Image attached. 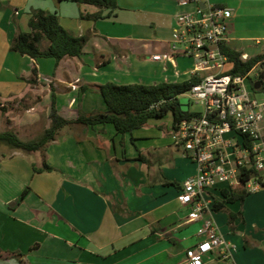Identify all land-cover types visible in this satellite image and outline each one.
I'll return each instance as SVG.
<instances>
[{
  "label": "crops",
  "instance_id": "0c3cea01",
  "mask_svg": "<svg viewBox=\"0 0 264 264\" xmlns=\"http://www.w3.org/2000/svg\"><path fill=\"white\" fill-rule=\"evenodd\" d=\"M208 2L233 10L227 45L249 59L239 45L264 40V0ZM117 6L103 9V18L93 21L81 19L82 13L100 11L91 5L0 0V107L7 106L6 112L0 110V133L11 131L32 141L30 128L42 107L48 128L52 89L59 112L75 120L80 112L106 110L99 91L105 83L188 79L192 59L152 60L172 54L176 15L183 11L177 0H117ZM33 10L56 13L75 36L88 34L84 54L57 65L52 58L35 61L11 52L14 37L29 31ZM35 66L38 83L31 84ZM151 121L160 122L159 129ZM151 121L133 133L135 144L112 125L76 123L62 129L43 156L10 147L3 151L8 146L0 145V264H187V251L201 241L203 223L188 222L190 209L178 198L196 165L162 119ZM140 130L144 136L137 137ZM44 160L55 171L35 173L33 166L41 168ZM224 204L221 224L216 218L221 211L214 221L237 246L234 264H264V190L244 203ZM230 213L237 215L232 221ZM205 264L228 262L215 253Z\"/></svg>",
  "mask_w": 264,
  "mask_h": 264
},
{
  "label": "built area",
  "instance_id": "2783aa9c",
  "mask_svg": "<svg viewBox=\"0 0 264 264\" xmlns=\"http://www.w3.org/2000/svg\"><path fill=\"white\" fill-rule=\"evenodd\" d=\"M177 4L183 11L176 15L172 54L154 55L152 60L192 59L187 80L197 78L199 82L182 96L204 107L203 113L173 127L175 144L196 165V173L183 183L178 201L190 209L188 222L203 223L198 236L205 237L187 251V264H205L215 253L234 264L237 246L222 236L214 221V206L221 202L220 197L225 200L222 189L248 194L264 190V102L254 98L247 84L250 73L261 66L255 83H261L259 90L264 88V61L246 75L230 74L233 65L222 47L228 44L233 10L208 0H177ZM247 60L242 55V61Z\"/></svg>",
  "mask_w": 264,
  "mask_h": 264
},
{
  "label": "trees",
  "instance_id": "16d2710c",
  "mask_svg": "<svg viewBox=\"0 0 264 264\" xmlns=\"http://www.w3.org/2000/svg\"><path fill=\"white\" fill-rule=\"evenodd\" d=\"M80 5H91L100 9L96 14H81V19L97 21L103 18V9H117V0H68ZM29 31L19 32L11 42L10 51L21 56L38 61L43 58H52L58 63L64 58H80L84 54V48L90 36H75L65 29L56 13L45 10H33L28 22ZM48 45L44 48L43 44ZM223 53L228 57L233 65L230 74L246 75L258 63L264 61V53L246 62L242 61L241 53L232 49L228 45L222 47ZM38 68L32 69V78L28 81L37 84L36 76ZM35 77V78H34ZM199 82L197 78L182 82H161L158 84H116L105 83L99 87V91L106 104L103 112H92L90 114L81 113L75 120H68L57 108V94L52 89V101L49 110L50 126L43 134L32 141H23L17 134L7 131L0 133V143L9 146L14 150L27 153L44 152L49 144L56 141L59 132L72 124H82L86 127L97 125H112L117 134L122 137L131 135V141L135 144L133 133L136 130L145 128L151 120H158L172 114L173 127L183 119L199 115L183 109L180 97L188 93L191 87ZM162 103L158 107L155 105ZM121 145H124L121 139ZM35 173L53 172L55 169L48 165L45 160L41 168L33 166ZM27 188L19 199V203L26 197ZM221 194L224 202H218L214 206L215 212H220L225 208V204L236 202L244 203L247 192L240 190L222 189ZM237 215L230 213L229 219L232 221Z\"/></svg>",
  "mask_w": 264,
  "mask_h": 264
},
{
  "label": "rangeland",
  "instance_id": "374dc122",
  "mask_svg": "<svg viewBox=\"0 0 264 264\" xmlns=\"http://www.w3.org/2000/svg\"><path fill=\"white\" fill-rule=\"evenodd\" d=\"M229 25H230V22H229ZM232 47H234V46H232ZM239 47H244V51H245V53H247L248 54V56L250 57V58H252V57H255V56H258V55H261V54H263L264 53V40H262V42H261V44L260 45H258V44H256L255 43V41H248V42H243V43H241L240 45H239ZM190 66V65H189ZM193 67V66H192ZM260 67L261 66H258L257 68H255L251 73H250V75L248 76V89H249V91L252 93V95L254 96V98H256L257 99V101L258 102H264V88L263 89H261V90H258V91H255L254 90V84H255V82L259 79V73H260ZM182 70H183V68H182V66L180 67ZM180 71V70H179ZM180 72H182V71H180ZM185 77V76H184ZM186 78V77H185ZM178 79V78H177ZM178 80H180V81H184L185 79L182 77V78H179ZM100 98H102V96L100 95ZM39 100H37V102H38ZM52 101V99L50 100V102ZM180 101H181V103L183 104V109L184 110H187V111H190V112H193V113H203L204 112V107L202 106V105H200V104H196V101H194V100H189L187 97H185V96H181L180 97ZM46 102H47V100H46ZM47 103H49V102H47ZM50 105V104H49ZM48 105V106H49ZM9 107H10V103H9ZM8 107V108H9ZM42 107V106H41ZM11 108V107H10ZM2 109H5V110H3V112H6L7 111V106H5V107H0V110H2ZM17 111V110H16ZM163 121V124H165V125H167V126H169V128H170V131H171V134L173 133V136H171L172 138H174L175 137V134H174V132H173V127H172V122H173V118H172V114H169L167 117H165V118H163L162 119ZM152 122V123H151ZM150 122V125L152 124V125H155V124H157V127H156V129H159V123L160 122H155V121H151ZM171 124V125H170ZM46 126H47V108H43L42 107V109L41 110H39V111H37V118H36V125L35 126H33L32 128H30L31 129V132H30V134L28 135V138L30 137V139H37V138H39L42 134H43V132L45 131V129H46ZM6 129H9L8 127L6 128ZM146 129V128H145ZM163 130V129H162ZM141 131L142 130H140V131H137V133H138V136L137 137H142V136H144L143 135V133H142V135H140L141 134ZM11 132V131H10ZM0 145H4V144H1L0 143ZM4 146H7V145H4ZM3 149V151H7L8 150V148H9V146L8 147H2ZM42 151L39 153V154H41V156H43L42 155ZM37 156V155H36ZM40 156V155H39ZM34 160L36 159V157L34 156V157H32ZM37 161V160H36ZM214 192V194L216 195V196H219L218 194H219V192L217 191V190H214L213 191ZM250 195V194H249ZM239 202V201H238ZM240 204H241V202H239ZM221 212H223V213H221V214H217L216 215V218H217V220H218V222L220 223V218H223V216H225V212L226 211H221ZM215 214V213H214ZM221 224V223H220ZM199 237H201V240H203L205 237L204 236H199Z\"/></svg>",
  "mask_w": 264,
  "mask_h": 264
},
{
  "label": "water",
  "instance_id": "95a60500",
  "mask_svg": "<svg viewBox=\"0 0 264 264\" xmlns=\"http://www.w3.org/2000/svg\"><path fill=\"white\" fill-rule=\"evenodd\" d=\"M260 87H261V83L260 82H257V83L254 84V89L255 90H259Z\"/></svg>",
  "mask_w": 264,
  "mask_h": 264
}]
</instances>
